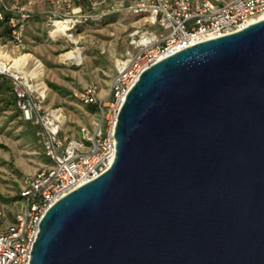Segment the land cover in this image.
<instances>
[{
	"label": "water",
	"instance_id": "obj_1",
	"mask_svg": "<svg viewBox=\"0 0 264 264\" xmlns=\"http://www.w3.org/2000/svg\"><path fill=\"white\" fill-rule=\"evenodd\" d=\"M115 138L108 170L45 214L31 264H264V19L145 70Z\"/></svg>",
	"mask_w": 264,
	"mask_h": 264
},
{
	"label": "built area",
	"instance_id": "obj_2",
	"mask_svg": "<svg viewBox=\"0 0 264 264\" xmlns=\"http://www.w3.org/2000/svg\"><path fill=\"white\" fill-rule=\"evenodd\" d=\"M88 1L95 9L96 4L108 0ZM50 2L55 11L50 17L52 35L57 21L73 23L74 29L68 32L73 35L92 18L85 13L82 0ZM35 5V0H0V22H6L11 30L5 43H0V75L11 79L21 116L37 127L39 142L52 164L25 182L17 212L0 205V264H31L33 247L47 211L112 165L117 151L115 130L121 107L145 70L193 44L242 30L264 14V0L118 1L117 10L144 22L129 35L134 51L117 60V74L109 94L102 97L101 88L95 83L72 91L76 100L95 106L100 113L93 131L84 126L81 138L76 139L63 135L66 117L62 108L45 107L47 92L43 91L48 87L42 78L43 64L40 67V61L32 59L25 65L13 67V59L6 61V56L13 58L17 50L18 57L21 56L20 51L26 44V27ZM143 26L160 27L162 32L158 34Z\"/></svg>",
	"mask_w": 264,
	"mask_h": 264
},
{
	"label": "rangeland",
	"instance_id": "obj_3",
	"mask_svg": "<svg viewBox=\"0 0 264 264\" xmlns=\"http://www.w3.org/2000/svg\"><path fill=\"white\" fill-rule=\"evenodd\" d=\"M35 1L26 27L25 48L20 53H30L33 61L39 60L43 64L42 78L48 87L45 107L62 108L66 117L63 135L80 139L81 128L86 126L93 131L100 113L92 110L91 105L76 100L72 91L95 83L103 94H109L111 82L117 74V60L134 51L129 35L142 26L144 20L117 10L120 0L98 3L95 9L82 0L85 13L92 18L84 21L73 34L79 42L76 44L67 36L52 35L50 17L55 11L50 0ZM142 28L158 34L162 32L160 27ZM0 43H5L4 39ZM75 48L82 53L81 63L76 58L65 57ZM18 55L17 50L12 57ZM14 98L13 91L0 94V205L17 212L21 200L14 198L20 195L25 182L52 162L39 142L37 127L23 120Z\"/></svg>",
	"mask_w": 264,
	"mask_h": 264
},
{
	"label": "bare ground",
	"instance_id": "obj_4",
	"mask_svg": "<svg viewBox=\"0 0 264 264\" xmlns=\"http://www.w3.org/2000/svg\"><path fill=\"white\" fill-rule=\"evenodd\" d=\"M262 19H264V14L260 15L259 17H257L253 21L262 20ZM56 26L57 27H56V29L54 31L55 33L53 35L58 36V35H56L57 33L64 34L72 42L76 43L78 41L73 35H71V34L68 33L69 31H72L74 29L73 23H71L69 21H57ZM65 57L67 59L76 58L77 61H79V63H81L82 60H83L82 53L79 52V49L78 48H75L74 51L67 53L65 55ZM32 58H33V56L30 53L29 54L27 53V54L21 55L20 57H17V58H10V56H6V61H11L13 59L14 61L12 63V66L13 67H17V66L25 65ZM39 64H40V67H42V63L40 62ZM32 74L36 76V75H38V72H33ZM46 92H47V89L45 88L44 91H43V93L46 94Z\"/></svg>",
	"mask_w": 264,
	"mask_h": 264
},
{
	"label": "trees",
	"instance_id": "obj_5",
	"mask_svg": "<svg viewBox=\"0 0 264 264\" xmlns=\"http://www.w3.org/2000/svg\"><path fill=\"white\" fill-rule=\"evenodd\" d=\"M86 3H89L88 0H86ZM8 17V16H7ZM10 27L6 22H0V39L7 40L10 37ZM13 91L12 81L9 77L0 75V94L4 93H10ZM15 97V95H14ZM14 103L17 106L16 97L14 98ZM18 108V107H17ZM91 109L95 110L96 107L91 105ZM16 201L21 200L22 196H16L14 198Z\"/></svg>",
	"mask_w": 264,
	"mask_h": 264
},
{
	"label": "crops",
	"instance_id": "obj_6",
	"mask_svg": "<svg viewBox=\"0 0 264 264\" xmlns=\"http://www.w3.org/2000/svg\"><path fill=\"white\" fill-rule=\"evenodd\" d=\"M102 97L106 96V94H103L102 92L100 93Z\"/></svg>",
	"mask_w": 264,
	"mask_h": 264
}]
</instances>
